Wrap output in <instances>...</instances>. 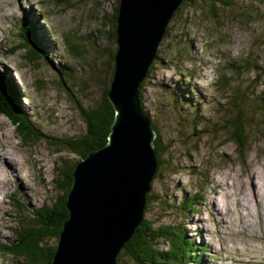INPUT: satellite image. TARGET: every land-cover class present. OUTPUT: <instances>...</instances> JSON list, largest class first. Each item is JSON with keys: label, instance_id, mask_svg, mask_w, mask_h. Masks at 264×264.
<instances>
[{"label": "rangeland", "instance_id": "1", "mask_svg": "<svg viewBox=\"0 0 264 264\" xmlns=\"http://www.w3.org/2000/svg\"><path fill=\"white\" fill-rule=\"evenodd\" d=\"M117 1L0 0V74L15 81L41 136L25 146L0 114L6 135L0 131V146L12 140L21 159L13 167L22 172L0 181V245L17 247L12 217L39 223L66 193L62 171L77 160L66 143L86 131L79 106L92 108L110 85ZM25 22L44 50L34 62L23 50L13 54ZM142 91L167 150L145 220L154 228L177 227L206 247L201 264H264V194L256 197L260 207L250 183L251 175L264 173V3L183 9L169 24ZM234 103L254 121L242 149L221 131ZM196 195V211L182 209ZM157 247L166 251L169 244L161 238ZM26 259L0 254V264H30ZM122 264L135 262L124 256Z\"/></svg>", "mask_w": 264, "mask_h": 264}, {"label": "water", "instance_id": "2", "mask_svg": "<svg viewBox=\"0 0 264 264\" xmlns=\"http://www.w3.org/2000/svg\"><path fill=\"white\" fill-rule=\"evenodd\" d=\"M182 2L120 0L109 92L115 119L108 143L76 165L69 218L51 264H118L141 225L158 172V134L141 105L140 87Z\"/></svg>", "mask_w": 264, "mask_h": 264}, {"label": "trees", "instance_id": "3", "mask_svg": "<svg viewBox=\"0 0 264 264\" xmlns=\"http://www.w3.org/2000/svg\"><path fill=\"white\" fill-rule=\"evenodd\" d=\"M236 1L237 0H183L180 8L175 12L172 20L179 16L182 10L189 5L191 6L195 4L196 7L197 5H201L202 7H204V5L207 4L211 5L212 9H214V5L216 4L231 5ZM244 1L264 3V0ZM117 2L118 5L115 9L114 15L115 31L113 34L116 41L117 17L120 0H118ZM28 25V22L24 23L22 29L25 31L26 35H23L21 39L22 43H20V45L17 46L16 44L13 54L20 50H23L26 53L28 61L34 62L40 59V52L44 50L41 47L40 41L36 39V35L33 32L34 27ZM168 33L169 26L166 30V34ZM115 54L113 56V62H115ZM74 55L77 56L76 52ZM80 56L81 55H78L77 57ZM157 57L158 51L156 59ZM113 62L111 64V75L109 77L110 85L103 92V95L100 97L99 101L96 102V104L92 108H84L81 105L79 106L83 119L86 123V131L80 137H77L75 140H70L66 143L77 156L76 162L70 166H67L66 169L62 171L65 182L61 187L65 188L66 193L63 194V196H61L60 199H58V201L54 203L53 208L49 212L51 213V216H47L48 218L46 219H41L39 223L29 221L31 218L29 219L26 215H19L18 218L12 217V220L16 224V227L14 228L13 226L12 230H14L16 236L15 245H17V247L0 245L1 255H22L27 258L26 260L29 261L30 264L52 263L57 247L48 246V241L59 239L60 234L63 230V226L69 218V211L66 207V202L67 196L72 187L73 174L76 165L81 160L88 157L90 154L94 153L101 147H104L109 140L111 128L115 119V109L109 99L110 86L115 71V65L113 64ZM245 66L246 68H248L247 65ZM234 68H236V70L238 71L240 67L236 66ZM256 68L258 67L255 66V69ZM152 72L153 64L149 69L146 80L150 76V74H152ZM145 81L142 82L140 87V98L141 105L145 112L148 114L145 109L142 91L145 85ZM15 84V81L11 77L6 78L4 75L0 74V114L7 117L11 121V123L15 127L17 135L20 137L24 144L27 142L29 143L37 141V138L41 137L37 135L38 127L34 123H32L31 116L23 109L21 98L17 93ZM224 85H226V81L224 82ZM241 95L243 94L241 93ZM248 111L250 110H242L240 106L234 103L231 109V114L233 115L229 116V119L227 120L224 119L223 124H221V131H225V133H227L230 139L234 141L240 149L244 148L246 144L245 139L247 133L246 129L248 127L247 124L251 125L252 123H254L253 118L250 116L251 113L248 114ZM251 112H253V110ZM244 118H247L246 122ZM152 127L156 131H158L153 121ZM155 150L158 158V169H160L163 165V162L161 160L162 155H164L167 150L164 148V144L160 139L159 134L156 138ZM155 178H157V174ZM150 196L151 194L149 193L147 196L146 209L148 208L150 203ZM197 200L198 196L196 195L188 200L185 199L180 205H183L184 208L182 209L187 210L188 213L195 212ZM13 202L15 201L13 200ZM16 204L17 200L12 207H14ZM15 208L17 207L15 206ZM17 209L19 210V208ZM34 217L36 216L34 215ZM161 238H163L169 244V248L166 251L160 250L157 247ZM205 251L206 247H202V244L196 243V241L189 238L177 227L162 226L160 228H154L149 221L145 220L144 217L141 225L135 229V233L133 234L132 238L125 244L123 250L121 251L118 258V264H122V259L124 258V256L131 257L135 264H201V255L199 254L200 252L203 253Z\"/></svg>", "mask_w": 264, "mask_h": 264}, {"label": "bare ground", "instance_id": "4", "mask_svg": "<svg viewBox=\"0 0 264 264\" xmlns=\"http://www.w3.org/2000/svg\"><path fill=\"white\" fill-rule=\"evenodd\" d=\"M4 126L5 125H4L3 121H0V131L2 133L3 138H5V136H6ZM7 140L9 141L8 138H7ZM11 146H12V140H10L9 143L2 144L0 146L1 151H3V152H0V181L1 182H3V177H8V174L10 171L15 172L16 174L18 173L17 174L18 176H20L22 173L13 167V165H15V164L16 165L21 164L20 163L21 159H18L17 155L11 150ZM251 178L252 179H251L250 183H251V187H252V191H253V201L254 202L256 201V205L258 204L261 207V203L259 202V200H257L256 197H259V196L264 194V173L259 174V175L255 174L254 176L251 175ZM23 180H24V176H23ZM21 184H22V182H21ZM27 190H28V185L24 184V188H23L24 195H26ZM249 201L252 202V199H249ZM249 201H248V203H249ZM260 207H258V208H260Z\"/></svg>", "mask_w": 264, "mask_h": 264}]
</instances>
